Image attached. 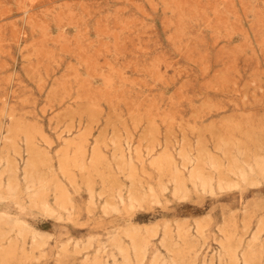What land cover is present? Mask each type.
<instances>
[{
    "label": "rangeland",
    "instance_id": "374dc122",
    "mask_svg": "<svg viewBox=\"0 0 264 264\" xmlns=\"http://www.w3.org/2000/svg\"><path fill=\"white\" fill-rule=\"evenodd\" d=\"M262 158L264 0H0V264H264Z\"/></svg>",
    "mask_w": 264,
    "mask_h": 264
},
{
    "label": "bare ground",
    "instance_id": "6f19581e",
    "mask_svg": "<svg viewBox=\"0 0 264 264\" xmlns=\"http://www.w3.org/2000/svg\"><path fill=\"white\" fill-rule=\"evenodd\" d=\"M259 158H261V157H259ZM263 159V158H262ZM68 160V159H67ZM257 159H255V161H256ZM259 160V159H258ZM264 160V159H263ZM7 161V160H6ZM202 160H200L199 159V161H197V163H194L191 159H189V158H187L186 156H184V160L182 161V168L183 169H186V167L188 166V165H191L192 166V168H191V170H189L188 171V176L185 178V176H183L182 175V171H180V170H178V168H176L175 167V170H174V179H173V181H174V183H175V188H174V191H173V195L174 196H179V198H184L185 197V195H184V191L185 190H183V184H184V181H190V183H193V184H198L199 185V188L202 190V191H204V192H212V185H211V179L210 178H204L203 177V175H202V171H201V169L199 168V163L201 162ZM260 161V160H259ZM259 161H257L258 163H259ZM262 161V160H261ZM260 161V162H261ZM255 163L256 165L253 167V166H251V165H247L246 163V165L243 163V162H238L237 160H235V161H232V163H231V165H230V167L228 168V173H230L231 175H233V176H235L236 178H237V180H238V182L237 181H235V182H233V181H223V180H219L218 181V183H217V187L219 188V189H232V188H236V187H238L239 186V183H248V182H250V185H255V184H257V181H256V177H261L262 179H263V181H264V169H263V167H262V164L261 165H259L258 163ZM217 163H219V162H217ZM215 161H213L212 160V162H211V165L210 166H213L214 168H218V165L219 164H217ZM264 163V162H263ZM14 164V163H13ZM28 164V166H29V168H33V162L32 161H30V163H27ZM254 164V163H253ZM264 165V164H263ZM13 166V165H12ZM27 167V166H26ZM215 169V170H216ZM8 170H9V168H8ZM10 171H11V169H10ZM9 172V171H8ZM32 172V171H31ZM14 173V172H13ZM36 173H37V171H36ZM13 175V174H12ZM30 175V174H29ZM31 176V175H30ZM30 176L28 177V178H30ZM11 177V176H10ZM25 177H26V175H25ZM43 177V176H42ZM13 178H15L14 176H13ZM12 178V179H13ZM10 181H11V179H9ZM32 179H30V180H28V181H31ZM38 181H40L38 184H41V183H43L44 181L43 180H40V179H37ZM27 181V182H28ZM10 183H12V185H13V182H10ZM15 183V182H14ZM17 183V182H16ZM31 183V182H30ZM33 183V182H32ZM28 184V183H27ZM11 185V184H10ZM15 185V184H14ZM31 186V185H30ZM43 186V185H42ZM194 186H196V185H194ZM11 187V186H10ZM29 187V186H28ZM38 187H39V185H38ZM12 188H13V186H12ZM42 188V187H41ZM6 189H7V186H6ZM29 189V188H28ZM34 189V188H33ZM18 190V189H17ZM31 190V189H30ZM8 191V190H7ZM34 191V190H33ZM152 191V190H151ZM32 192V191H31ZM30 192V193H31ZM37 192V191H36ZM153 192V191H152ZM35 193V192H34ZM33 193V195H35ZM151 193V192H150ZM15 193H13V195H14ZM38 195H39V193H37ZM186 194V193H185ZM6 195V194H5ZM32 195V196H33ZM28 196H29V193H28ZM3 197V196H2ZM152 198H154V196L152 195L151 196ZM36 198H38V197H36ZM156 199V198H155ZM155 199H153V200H155ZM33 201V200H32ZM36 201V200H35ZM129 201H130V203H134V202H140V197H138V195L136 194V192H132V194H130V196H129ZM156 201V200H155ZM38 205V204H37ZM9 219V218H8ZM7 219H5V221H6ZM13 220V219H12ZM5 221L3 222V223H5ZM10 221V220H9ZM15 221V220H14ZM16 223V222H15ZM14 223V224H15ZM2 224V223H1ZM3 225V224H2ZM21 225H23L22 223H21ZM20 225V226H21ZM14 226V225H13ZM17 226V225H16ZM19 226V227H20ZM19 227L17 228L18 230H19ZM29 227V226H28ZM12 228H14V227H12L11 226V229ZM23 228V227H22ZM27 229V228H26ZM29 230H30V228H28ZM27 229V230H28ZM201 229H200V227H198L197 228V232L199 233V231H200ZM32 231V230H31ZM19 232H21V230L19 231ZM24 232V231H23ZM26 233V232H25ZM28 233V232H27ZM33 233V232H32ZM3 235V234H2ZM1 235V236H2ZM25 235V237H27L26 236V234H24ZM24 235H23V237H24ZM37 235H38V233H37ZM202 235H203V233H202ZM1 236H0V238H1ZM39 236V235H38ZM3 237V236H2ZM9 237V236H8ZM21 237V236H20ZM40 237V236H39ZM31 238V237H30ZM41 238H42V235H41ZM47 238V237H46ZM2 239V238H1ZM3 239H5V238H3ZM36 239V238H35ZM163 242H167V239H166V233L164 232L163 233ZM255 240H256V234L254 233L253 235H252V237H251V240H250V242H249V246H248V248L245 250V252H244V255H242V256H239V254L237 253V250H233V251H231V252H227L226 251V255L228 256V259H229V261L231 262V264H239V261H241V263L242 264H249V254H248V252H249V249H250V247H251V245H253V243L255 242ZM3 241V240H2ZM162 242V243H163ZM38 243V242H37ZM43 243H44V241H43ZM133 243V242H132ZM134 244V243H133ZM142 244V243H141ZM146 245V244H145ZM35 247V246H34ZM37 247V246H36ZM42 247V246H41ZM39 248V247H38ZM137 248H139V247H137ZM135 250H136V247H135ZM22 251V250H21ZM38 251V250H37ZM134 251V250H133ZM137 251V250H136ZM118 252H121V251H118ZM139 253L140 254H142V253H144V250L141 248L140 249V251H139ZM121 254H122V252H121ZM144 255V254H143ZM135 256V255H134ZM219 256V259H220V255H218ZM223 257V256H222ZM218 258V257H217ZM135 259V258H134ZM218 259V260H219ZM219 261H221V259L219 260ZM165 262V261H164ZM163 262V263H164ZM210 262H212V261H210ZM126 263V262H125ZM162 263V264H163ZM165 264V263H164Z\"/></svg>",
    "mask_w": 264,
    "mask_h": 264
}]
</instances>
